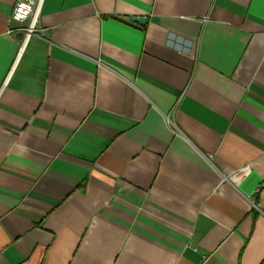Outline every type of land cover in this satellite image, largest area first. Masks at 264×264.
<instances>
[{
  "label": "crops",
  "instance_id": "obj_1",
  "mask_svg": "<svg viewBox=\"0 0 264 264\" xmlns=\"http://www.w3.org/2000/svg\"><path fill=\"white\" fill-rule=\"evenodd\" d=\"M16 2L0 264H264V0Z\"/></svg>",
  "mask_w": 264,
  "mask_h": 264
},
{
  "label": "built area",
  "instance_id": "obj_2",
  "mask_svg": "<svg viewBox=\"0 0 264 264\" xmlns=\"http://www.w3.org/2000/svg\"><path fill=\"white\" fill-rule=\"evenodd\" d=\"M44 3L45 0H17L12 17L17 22L25 23L17 28L24 33L20 40V48L27 44L32 35L44 32V29L40 27V15Z\"/></svg>",
  "mask_w": 264,
  "mask_h": 264
},
{
  "label": "water",
  "instance_id": "obj_3",
  "mask_svg": "<svg viewBox=\"0 0 264 264\" xmlns=\"http://www.w3.org/2000/svg\"><path fill=\"white\" fill-rule=\"evenodd\" d=\"M114 17L120 21H123L127 24L133 25L138 28H141V25L145 24L147 21V18L145 16H134V17H130L129 19H124L118 16H114Z\"/></svg>",
  "mask_w": 264,
  "mask_h": 264
}]
</instances>
